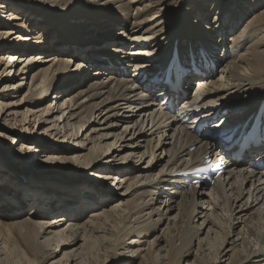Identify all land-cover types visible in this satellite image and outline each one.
I'll return each instance as SVG.
<instances>
[{
	"label": "bare ground",
	"instance_id": "bare-ground-1",
	"mask_svg": "<svg viewBox=\"0 0 264 264\" xmlns=\"http://www.w3.org/2000/svg\"><path fill=\"white\" fill-rule=\"evenodd\" d=\"M168 1L36 0L22 8L40 13L55 46L32 28L16 34L24 44L4 46L1 36L0 98L25 92L0 102L2 119L14 121L26 108L17 121L38 124L39 135L27 140L28 166L70 163L83 176L70 190L50 187L28 216L21 209L30 199L22 196L12 214L0 215V255L17 250L30 257L23 264H86L100 238L121 251L102 264H144L155 255L161 264H264V168L250 164L264 161V141L230 158L237 145L207 142L195 127L223 119L212 128L229 135L255 122L254 140L264 138V0ZM7 13L9 23L18 20ZM171 57L170 72L183 73L174 90L146 75ZM203 57L223 63L204 75L192 68ZM159 87L174 113L165 111ZM206 156L225 160V175L209 187L186 186L181 171ZM82 186L88 190L77 192Z\"/></svg>",
	"mask_w": 264,
	"mask_h": 264
},
{
	"label": "rangeland",
	"instance_id": "rangeland-1",
	"mask_svg": "<svg viewBox=\"0 0 264 264\" xmlns=\"http://www.w3.org/2000/svg\"><path fill=\"white\" fill-rule=\"evenodd\" d=\"M2 1V2H1ZM213 1V0H212ZM220 4L225 3V0H219ZM4 2V3H3ZM36 2V0H0V33L3 32L0 35V38L2 36L3 40L7 39L6 45L4 46H12L15 45V43L19 44H24L25 41L22 40V38H15L16 34L18 37L22 36L24 37V34L29 30L28 28H32L34 31H39V36H43L44 38H51L50 42V48H53L56 43L57 35L55 33H52V36H50V33L48 30L49 28H45L44 24V18L41 17L40 13L36 14L37 12L33 11L32 9H24L22 6H27L31 7L33 4ZM167 1L164 2V4ZM172 0L168 1V3H171ZM204 2H209V0ZM217 2V1H216ZM40 4V2H38ZM230 4V2L228 3ZM179 5H174V7H178ZM255 6V5H253ZM159 5L157 4L154 6V11H157ZM261 7H264L262 4ZM4 8V9H1ZM231 8V7H230ZM3 10L6 12L4 13ZM11 13V15H17L18 20H13L11 23L6 20V17L8 15V12ZM254 11V10H252ZM262 11V10H261ZM261 11L259 12L261 15ZM251 13H248L242 22L239 23V27L242 25L244 26L247 24V18L249 17ZM4 16V17H3ZM30 18H29V17ZM44 20V21H43ZM172 21V20H171ZM170 21V22H171ZM169 23V22H168ZM97 24H100L99 21H97ZM103 23H101L102 25ZM47 26V25H46ZM166 29V27H165ZM8 30V31H6ZM6 31V32H5ZM13 33H12V32ZM154 29H151L150 31L146 32L147 34L153 33ZM11 33V34H9ZM163 34V33H162ZM59 36V35H58ZM55 37V38H54ZM79 37V36H77ZM109 43V42H107ZM66 49V48H65ZM64 49V50H65ZM63 50V51H64ZM5 52V51H4ZM0 53V57L3 58V53ZM50 54V53H49ZM5 58L7 56H4ZM1 58V59H2ZM5 58H4V63H5ZM0 67V72H2L3 67ZM93 71V70H92ZM12 74V73H11ZM1 82V79H0ZM26 80L24 81V83ZM3 89V86L0 87V90ZM25 92L22 93V96L24 95ZM9 95V94H8ZM54 96V91L50 94V96ZM16 97V98H11L10 96H5L4 98H0L1 103H7V102H16L19 99H22L21 97ZM0 111H2L1 104H0ZM21 116L15 119L14 121L11 118H6V115L2 119V113L0 112V215L1 216H8L13 213V208L16 206V202L19 199L20 196H22L24 199L29 198V202H23L24 207L21 209L22 214L27 215L30 211L35 210V205L33 206L34 202L36 203V199H43L42 197L49 198L47 197L49 193V188H61L64 191L70 190L75 186V183L79 181L80 177L83 176V170L82 169H73L70 163H66L65 165L62 164V167H56L55 164L53 167L54 169L52 170L49 167H45L44 169H39V170H33V166H28L31 160H29V153L33 151V149H30L28 144H33V142H28L27 140L29 139H35L39 134L37 130V125H34V119L31 118V121L29 124H22L21 120L23 119L22 112L26 111V108H22L19 110ZM30 113H27L29 117ZM19 115V114H18ZM8 117V116H7ZM12 117V116H11ZM6 119V120H5ZM33 121V122H32ZM10 125V126H9ZM10 127L14 132H6L4 131L5 128ZM18 136V137H15ZM45 136V134H44ZM26 139V140H25ZM34 146V145H32ZM71 148V147H70ZM71 152V151H70ZM12 160L15 158L17 162L15 164H12L9 166V163L7 160L9 158ZM81 170L82 172L77 173V171ZM86 169H84V172ZM30 179H33L37 181L39 184L37 186H32L29 185L28 181ZM77 192L83 193L82 191L88 190V186H82L76 189ZM52 192V190H51ZM57 195L61 198L60 200H65L63 197L64 194L59 193L56 191ZM10 194L12 195V198L10 199V196L8 197L7 195ZM51 199H47L48 202ZM64 202V201H62ZM40 210H49L51 209L50 207H47L46 204L39 203ZM33 206V207H32ZM32 207L31 210H29ZM56 211V210H55ZM52 210V214L49 215V217H52L53 215H57V212ZM56 213V214H55ZM28 216V215H27ZM45 216V215H44ZM107 222V219H103L101 223L103 224L104 222ZM161 227V226H160ZM160 227L153 231L154 234L158 233L160 230ZM94 240V241H93ZM99 241V242H98ZM93 242V243H92ZM100 238L92 239L91 245L89 248L88 253L85 256V263L86 264H102L103 263V257L107 256V263H109L110 260H113V254L116 252L118 254L120 249L116 248H111L107 247L104 248L106 245H102L100 243ZM96 243V244H95ZM98 243V244H97ZM114 243V240H113ZM109 244V243H108ZM95 247H94V246ZM111 245V243L109 244ZM93 248H92V247ZM99 247V248H97ZM12 248V247H10ZM97 249V250H96ZM106 249V250H105ZM96 250V251H95ZM118 250V251H117ZM122 250V249H121ZM124 250V249H123ZM16 252L10 251V250H5V254L2 253L0 255V264H22L24 262H27L30 260V257H23L19 256L20 253L15 250ZM18 253V254H17ZM105 253V254H104ZM109 255V256H108ZM14 256V257H13ZM61 255L59 256V258ZM211 257V256H210ZM14 258V259H13ZM26 258V259H25ZM154 260H146L148 262L147 264H161L160 261L158 262V258L155 255L153 257ZM157 259V260H156ZM20 260V261H19ZM26 260V261H25ZM87 261V262H86ZM146 262L144 264H146ZM26 264V263H25Z\"/></svg>",
	"mask_w": 264,
	"mask_h": 264
}]
</instances>
